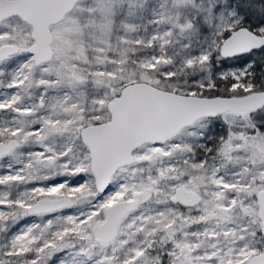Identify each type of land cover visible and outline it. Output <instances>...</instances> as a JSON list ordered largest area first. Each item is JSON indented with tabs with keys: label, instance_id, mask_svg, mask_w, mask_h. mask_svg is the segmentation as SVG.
I'll return each instance as SVG.
<instances>
[{
	"label": "snow or ice",
	"instance_id": "1",
	"mask_svg": "<svg viewBox=\"0 0 264 264\" xmlns=\"http://www.w3.org/2000/svg\"><path fill=\"white\" fill-rule=\"evenodd\" d=\"M0 264H264V0H0Z\"/></svg>",
	"mask_w": 264,
	"mask_h": 264
}]
</instances>
